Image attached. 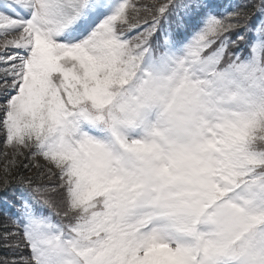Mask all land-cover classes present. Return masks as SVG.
Masks as SVG:
<instances>
[{"label": "snow or ice", "instance_id": "obj_1", "mask_svg": "<svg viewBox=\"0 0 264 264\" xmlns=\"http://www.w3.org/2000/svg\"><path fill=\"white\" fill-rule=\"evenodd\" d=\"M0 133V264H264V0H0Z\"/></svg>", "mask_w": 264, "mask_h": 264}, {"label": "trees", "instance_id": "obj_2", "mask_svg": "<svg viewBox=\"0 0 264 264\" xmlns=\"http://www.w3.org/2000/svg\"><path fill=\"white\" fill-rule=\"evenodd\" d=\"M216 3L218 4H222V5H228V4H243L246 2V0H215ZM240 48H244V45H240ZM0 163H1V159H0ZM34 176V175H33ZM9 200L12 199V196L9 195L8 197ZM11 210L8 208V206L3 202V200H0V234L4 233L6 231L4 225L8 223V216L6 215L7 212H10ZM4 243H15L14 240H9V241H5L2 237V235H0V245L4 244ZM11 251H17L19 252L20 249H4V248H0V257L6 256V255H10Z\"/></svg>", "mask_w": 264, "mask_h": 264}, {"label": "rangeland", "instance_id": "obj_3", "mask_svg": "<svg viewBox=\"0 0 264 264\" xmlns=\"http://www.w3.org/2000/svg\"><path fill=\"white\" fill-rule=\"evenodd\" d=\"M3 134L2 133H0V151H2L3 150V147H4V145H3ZM42 163H43V161H41ZM2 164H3V160L1 159V163H0V166H2ZM36 172H37V170L35 169V168H33V169H31V171H24L23 172V174L25 175V176H33V175H35L36 174ZM0 175H2V169H0ZM55 178H53V180H54ZM42 183H48V180L47 179H45V180H43V181H41ZM8 221V220H7Z\"/></svg>", "mask_w": 264, "mask_h": 264}]
</instances>
